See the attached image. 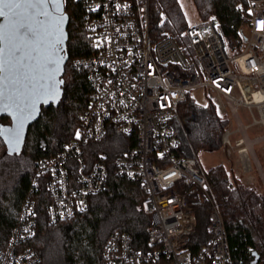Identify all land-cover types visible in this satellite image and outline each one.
<instances>
[{
    "label": "built area",
    "instance_id": "2783aa9c",
    "mask_svg": "<svg viewBox=\"0 0 264 264\" xmlns=\"http://www.w3.org/2000/svg\"><path fill=\"white\" fill-rule=\"evenodd\" d=\"M75 1L83 9L92 52L74 66L86 71L92 96L73 139L57 156L38 162L0 264H43L27 245L36 233L41 182L54 225L86 211L90 197L108 189L113 169L146 192L141 208L151 223L145 250L128 233L112 235L104 264H235L205 169L197 154L183 155L180 108L189 98L196 101L189 93L203 91L220 116H230L221 149L237 174L245 177L260 167L255 146L264 135L251 138L247 130L264 127V0H246L248 39L235 55L213 17L189 23L178 37H154L151 0ZM113 128L130 140L128 149L112 162L105 153L89 156L90 143L105 140ZM205 203L211 207L209 239L193 252L187 245L196 230V209Z\"/></svg>",
    "mask_w": 264,
    "mask_h": 264
},
{
    "label": "trees",
    "instance_id": "16d2710c",
    "mask_svg": "<svg viewBox=\"0 0 264 264\" xmlns=\"http://www.w3.org/2000/svg\"><path fill=\"white\" fill-rule=\"evenodd\" d=\"M205 20L215 18L227 48L240 52L244 47L250 23L246 0H193ZM69 14V40L64 81V96L58 107L43 108L40 118L29 128L24 150L9 155L0 138V250L8 246L15 229L21 204L26 197L39 161L57 156L65 143L74 137L92 90L83 69L74 61L92 52L86 30L83 9L75 0H65ZM189 26L179 0H151L150 30L154 37L180 36ZM183 155H198L201 151H217L222 135L230 126L229 115L220 116L209 100L199 105L188 99L181 105ZM11 123L9 117L0 119L1 127ZM130 140L111 129L108 137L88 146V154L105 153L112 162L128 149ZM210 186L221 208L226 224L230 250L235 264H251L259 256L264 264V187L262 182L245 184L230 180L222 165L206 172ZM146 192L137 182L122 179L111 171L108 189L90 197L89 207L75 218L50 224L46 206L50 196L44 182L40 183L37 200V227L29 247L36 249L43 264H104L103 250L116 233H128L134 246L145 250L148 243L150 217L141 208ZM211 207L208 203L196 209V230L188 248L196 252L209 239Z\"/></svg>",
    "mask_w": 264,
    "mask_h": 264
},
{
    "label": "water",
    "instance_id": "95a60500",
    "mask_svg": "<svg viewBox=\"0 0 264 264\" xmlns=\"http://www.w3.org/2000/svg\"><path fill=\"white\" fill-rule=\"evenodd\" d=\"M43 11L48 15L27 20L31 34L14 31L8 20L0 18V119L7 116L11 120L1 127L0 138L9 155L22 153L29 128L43 108L58 107L64 96L70 17L65 0H51ZM17 132L18 142L13 140ZM251 264H259V256Z\"/></svg>",
    "mask_w": 264,
    "mask_h": 264
},
{
    "label": "rangeland",
    "instance_id": "374dc122",
    "mask_svg": "<svg viewBox=\"0 0 264 264\" xmlns=\"http://www.w3.org/2000/svg\"><path fill=\"white\" fill-rule=\"evenodd\" d=\"M181 2L182 8L186 14L187 21L192 24V23H197L201 19V14L198 13V11L195 8V4L193 0H179ZM229 54L235 55L238 52L231 50L228 48ZM191 97H193L196 102L199 105H207L209 102L208 98L205 96L203 91L201 90H194L193 92L189 93ZM243 114V113H242ZM252 120L248 118L245 123L246 124H251ZM249 136L251 138L255 136H262L264 135V127L260 125H252L251 127L248 128L247 130ZM255 152L256 156L259 160L260 167L256 168L254 167L253 171L250 172V174L246 175L247 177L244 178V176H240L237 174L235 166H234V161L231 157L226 156L224 151L222 149L209 152V151H201L198 153L199 160L205 169V172H207L208 169L212 168L215 165H222L226 168L227 174L230 178L231 181L234 179L240 180L241 182H244L245 184H255L258 182H262L263 187H264V141L255 146ZM243 178V180H242Z\"/></svg>",
    "mask_w": 264,
    "mask_h": 264
},
{
    "label": "snow or ice",
    "instance_id": "6c2138e0",
    "mask_svg": "<svg viewBox=\"0 0 264 264\" xmlns=\"http://www.w3.org/2000/svg\"><path fill=\"white\" fill-rule=\"evenodd\" d=\"M51 3V0H0V18L8 20L16 32H26L31 34L32 29L27 25V20L32 16H47L43 9ZM63 17L56 23L59 30ZM264 24V21L261 22ZM59 43V41H57ZM50 95H55L50 90ZM22 127V123H21ZM79 135V133H77ZM14 141L19 140V132L13 137Z\"/></svg>",
    "mask_w": 264,
    "mask_h": 264
},
{
    "label": "crops",
    "instance_id": "0c3cea01",
    "mask_svg": "<svg viewBox=\"0 0 264 264\" xmlns=\"http://www.w3.org/2000/svg\"><path fill=\"white\" fill-rule=\"evenodd\" d=\"M247 176H245L244 178H246ZM242 180H243V178H242Z\"/></svg>",
    "mask_w": 264,
    "mask_h": 264
}]
</instances>
